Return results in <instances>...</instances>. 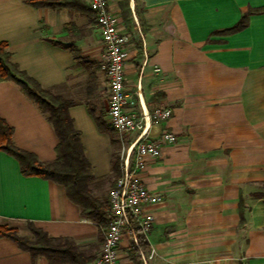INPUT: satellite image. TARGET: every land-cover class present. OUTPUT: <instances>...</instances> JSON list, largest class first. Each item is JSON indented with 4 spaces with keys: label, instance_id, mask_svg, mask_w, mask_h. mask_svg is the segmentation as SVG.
<instances>
[{
    "label": "crops",
    "instance_id": "1",
    "mask_svg": "<svg viewBox=\"0 0 264 264\" xmlns=\"http://www.w3.org/2000/svg\"><path fill=\"white\" fill-rule=\"evenodd\" d=\"M72 3L0 0V40L20 69L72 101L67 110L90 163L89 188L107 203L117 176L113 158L121 169V150L137 132L120 138L110 126L101 34L88 0ZM121 6L108 0L126 36V89L139 111L170 108L165 120H147V135L166 130L177 140L162 144L161 156L140 173L163 197L146 208L153 216L148 249L125 233L119 263L264 264V0H127L126 12ZM249 10L244 27L220 31ZM0 116L19 148L54 159L52 124L12 80H0ZM28 221L50 237L69 238L85 264L100 250L104 227L81 215L64 186L24 175L18 160L0 150V223L30 236ZM0 264L68 262L32 259L3 236Z\"/></svg>",
    "mask_w": 264,
    "mask_h": 264
},
{
    "label": "trees",
    "instance_id": "2",
    "mask_svg": "<svg viewBox=\"0 0 264 264\" xmlns=\"http://www.w3.org/2000/svg\"><path fill=\"white\" fill-rule=\"evenodd\" d=\"M33 5L72 6V0H30ZM84 8V6H83ZM230 27L220 30L229 33L244 27L247 23V14ZM0 80H12L29 97L39 109L47 115L57 135L55 157L51 161H41L32 152L19 148L12 139V127L0 116V150L14 156L24 175H39L64 186L67 197L79 206L81 215L95 221L100 227H105L108 222L107 203L95 197L89 188L92 178L90 163L87 160L79 131L73 126L68 114V106L72 101L62 95L55 94L42 87L27 72L20 69L11 61L10 53L5 41L0 40ZM100 128H105L104 123L96 118ZM115 175H119V159L114 156L112 162ZM30 236L17 233L16 229L0 226V237H8L17 245L30 252L32 259L43 255L53 261L61 259L68 264H85L71 240L67 237H50L44 230L27 222ZM137 241L141 249L147 250L144 234L135 226ZM134 256L137 248L133 245Z\"/></svg>",
    "mask_w": 264,
    "mask_h": 264
},
{
    "label": "built area",
    "instance_id": "3",
    "mask_svg": "<svg viewBox=\"0 0 264 264\" xmlns=\"http://www.w3.org/2000/svg\"><path fill=\"white\" fill-rule=\"evenodd\" d=\"M101 34L100 66L107 83L106 114L110 126L120 138L136 133L135 138L121 150L120 173L107 195L108 222L103 229L100 250L91 264H120L118 245L127 233L138 246L135 226L145 235L153 216L146 208L163 201L149 189L141 178L148 162L161 156V146L177 140L171 131H162L157 138L147 135V120L161 122L171 115L168 107L155 106L150 111L135 108V99L125 85L124 42L126 36L119 28V17L108 7V0H88Z\"/></svg>",
    "mask_w": 264,
    "mask_h": 264
},
{
    "label": "rangeland",
    "instance_id": "4",
    "mask_svg": "<svg viewBox=\"0 0 264 264\" xmlns=\"http://www.w3.org/2000/svg\"><path fill=\"white\" fill-rule=\"evenodd\" d=\"M120 3L123 4V6H121V8L123 9V11H125L126 8H127V0H120ZM125 12H126V11H125ZM116 152H117V154H118L119 151H116ZM98 187H100V186H98ZM101 187H102V186H101ZM98 190H99V188H98ZM99 191H100V190H99ZM103 191H104V192H103ZM103 191H102V194L104 195V194L106 193V191H105V190H103ZM0 226H3L4 228H13V229H16L17 233H19L17 227L12 226V225H10V224H8V223H0ZM25 227L28 229L27 223L25 224ZM28 230H29V229H28ZM29 232H30V230H29ZM30 234H31V232H30Z\"/></svg>",
    "mask_w": 264,
    "mask_h": 264
}]
</instances>
